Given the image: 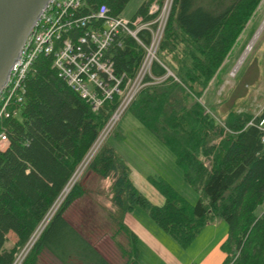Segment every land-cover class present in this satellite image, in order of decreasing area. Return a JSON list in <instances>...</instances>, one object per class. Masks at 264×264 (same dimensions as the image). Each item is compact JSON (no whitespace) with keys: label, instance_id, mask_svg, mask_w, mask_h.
<instances>
[{"label":"trees","instance_id":"trees-1","mask_svg":"<svg viewBox=\"0 0 264 264\" xmlns=\"http://www.w3.org/2000/svg\"><path fill=\"white\" fill-rule=\"evenodd\" d=\"M130 1L87 0L94 9L106 5L113 16H120ZM154 1L165 0L145 1L133 18L151 20L148 12ZM263 2L174 0L158 57L178 80L170 76L162 84L146 87L128 112L173 153L185 182L201 197L192 204L169 181L151 176L150 182L165 197L163 205H154L135 186L126 159L107 141L87 171L102 179L113 178L107 220L117 228L113 238L124 264H141L138 237L124 224L125 215L137 208L183 249L207 225L224 221L229 231L221 245L222 264H264V212L256 214L264 205V143L262 132L250 125L264 113L256 117L238 110L246 90L233 99L224 118L216 115L217 106L208 111L201 102ZM109 55L117 74L134 76L145 50L122 35ZM167 73L160 63L153 64L152 76ZM251 79L246 88L257 81ZM25 89L18 115L4 121L10 145L0 151V264H14L117 107V100L108 101L95 112L58 77L52 59L45 56L37 59ZM83 188L81 181L74 184L22 264H40L44 253L60 264H114L90 234L66 217L83 197ZM10 233L15 235L14 245L5 249Z\"/></svg>","mask_w":264,"mask_h":264},{"label":"built area","instance_id":"built-area-1","mask_svg":"<svg viewBox=\"0 0 264 264\" xmlns=\"http://www.w3.org/2000/svg\"><path fill=\"white\" fill-rule=\"evenodd\" d=\"M173 2L165 0L160 4L154 1L148 12L153 16L151 20L113 16L106 5L94 9L87 0H51L46 4L24 43L9 82L0 90V151L7 150L10 145L4 121L18 115L26 93V79L40 56L52 59V68L58 77L79 93L95 112L106 102L117 100L108 126L99 136L103 137V143L143 89L162 84L170 76L178 80L158 58ZM122 35L132 37L145 50V58L134 76L117 74L109 55V50ZM155 62L167 70L166 76H152ZM149 76L151 81L147 80ZM250 125H255L262 132L264 143V116L258 123L252 121ZM97 144L98 139L93 147ZM53 210H57V204ZM44 222L17 253L14 264L23 263L37 242L39 229L42 227L40 233L45 229Z\"/></svg>","mask_w":264,"mask_h":264},{"label":"rangeland","instance_id":"rangeland-1","mask_svg":"<svg viewBox=\"0 0 264 264\" xmlns=\"http://www.w3.org/2000/svg\"><path fill=\"white\" fill-rule=\"evenodd\" d=\"M145 1L147 0H131L121 15L124 18L132 19ZM263 25L264 2L259 9L253 24L245 30L239 43L224 63L218 80H216L211 86V91H209V93L206 94L207 96L201 100L208 111L209 107L217 106L218 113H216V115L218 117H226L225 115L228 113L227 111L230 108L233 99L236 96L243 94L244 90L247 91V94L244 93V99H239L237 103L238 110L240 112H251L256 117L264 112V75L261 76V71L264 73V28L252 50L239 66L240 59L246 48L252 41L254 35ZM251 78H254L257 81H255V84L252 87L246 88L247 81ZM128 110L115 127L112 128L104 143L103 138H101L97 146L89 152L86 162L79 167L71 184L69 183L63 192V196L57 203L58 208L74 184L78 181L82 182L84 195L71 206L66 217L73 224L90 234L94 243L112 260L114 264H124L125 260L121 257L114 243L113 236L117 228L107 220V213L112 210L111 185L113 183V178L102 179L95 173L87 171L89 163H91L93 158L107 141L113 146L119 155L131 163L134 170H136L141 176L150 177L157 174L154 177H160V175H162L168 179L174 188L192 204H195L201 197V194L198 191L185 182L180 169L175 164L173 153L165 150L161 146V143L151 133L143 129L141 123L129 113ZM109 121L102 131L108 126ZM159 156L165 159V165L158 171L157 167L153 164V161L159 158ZM143 182L144 183L140 184L143 194L154 205H163L164 200L159 204L157 198H164L153 187L152 183L148 180ZM53 211L48 216L46 222H44V226L48 225V219L51 220L52 216L55 214L56 211ZM263 211L264 205L257 209L256 214L260 216ZM140 212H143L145 216H147L151 226L156 227L146 211L140 209ZM224 224L228 227L226 222H224ZM41 230L42 227L38 231L37 240L41 236ZM117 238H120L121 240L123 239L121 235L117 236ZM208 240L209 239L204 241L203 244H207ZM14 241L15 235L14 233H10L9 241L5 244V249L13 247ZM142 251V259L146 262L148 256L146 255L145 250ZM40 264L60 263L50 254L44 253L41 257Z\"/></svg>","mask_w":264,"mask_h":264},{"label":"crops","instance_id":"crops-1","mask_svg":"<svg viewBox=\"0 0 264 264\" xmlns=\"http://www.w3.org/2000/svg\"><path fill=\"white\" fill-rule=\"evenodd\" d=\"M163 148L167 150L165 147ZM127 162L131 169V178L138 190L142 192L140 184L144 183L145 180L150 182L149 177L138 174L131 163ZM153 164L159 171L165 165V159L159 156L153 161ZM160 177L166 179L162 175ZM166 180L168 181V179ZM163 198H157L159 204L163 200L165 203V197L163 196ZM152 222L156 227L149 224L147 216L140 212V208L127 213L124 218V224L138 237L139 261L141 264H222L224 253L221 250V245L228 235V227L223 221L216 220L214 223L207 225L187 249L179 246L169 234L165 233L153 220ZM207 239H209L208 243L203 244ZM142 250H145L148 256L146 262L142 259Z\"/></svg>","mask_w":264,"mask_h":264},{"label":"water","instance_id":"water-1","mask_svg":"<svg viewBox=\"0 0 264 264\" xmlns=\"http://www.w3.org/2000/svg\"><path fill=\"white\" fill-rule=\"evenodd\" d=\"M50 1L0 0V90L9 82L35 21Z\"/></svg>","mask_w":264,"mask_h":264},{"label":"bare ground","instance_id":"bare-ground-1","mask_svg":"<svg viewBox=\"0 0 264 264\" xmlns=\"http://www.w3.org/2000/svg\"><path fill=\"white\" fill-rule=\"evenodd\" d=\"M263 28H264V25H263L262 28H260V30L256 33L255 38L253 39V41H251V44H250L251 46H250L249 49L246 51V53L243 54L242 58L240 59L239 66L242 64V62L244 61V59L246 58V56L248 55V53L252 50V48H253V46H254L256 40L259 38V36H260V34H261ZM237 68H238V67H237ZM101 138H103V137H99L98 142L101 140ZM93 148H94V147H93ZM93 148H92V149H93ZM92 149H91V151H92ZM91 151H90V152H91ZM74 176H75V175H74Z\"/></svg>","mask_w":264,"mask_h":264}]
</instances>
